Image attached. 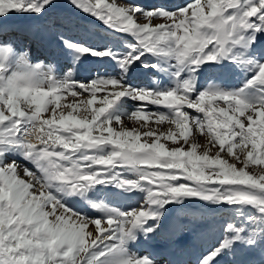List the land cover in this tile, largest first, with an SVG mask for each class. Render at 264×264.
Here are the masks:
<instances>
[{"label": "snow or ice", "instance_id": "snow-or-ice-1", "mask_svg": "<svg viewBox=\"0 0 264 264\" xmlns=\"http://www.w3.org/2000/svg\"><path fill=\"white\" fill-rule=\"evenodd\" d=\"M67 5L43 23L57 0H0V264H156L132 248L182 232L190 206L225 214L197 264H264V0ZM85 60L96 75L78 80ZM229 73L242 74L238 87L215 82ZM122 117L148 130H117ZM150 122L175 127L157 134ZM194 130L208 137L203 153ZM112 189L142 194L138 206H110Z\"/></svg>", "mask_w": 264, "mask_h": 264}, {"label": "rangeland", "instance_id": "rangeland-1", "mask_svg": "<svg viewBox=\"0 0 264 264\" xmlns=\"http://www.w3.org/2000/svg\"><path fill=\"white\" fill-rule=\"evenodd\" d=\"M109 3L113 2V0H108ZM115 2L120 5L123 3V0H115ZM132 3H140L145 6H149L153 3H172L175 2V0H130ZM185 2H190V0H185ZM57 3L62 5L61 8H59L55 13H50L48 20L44 21L43 23H52L53 21L51 18L55 17H64L68 15L69 8L67 5V0H57ZM74 19H76L74 17ZM91 19V18H90ZM138 22H146L143 19H141ZM163 22L160 19H154L152 21L153 24L161 23ZM35 24H40L42 22H33ZM79 26H84L88 29H91L93 33L96 36L104 35L105 33H108L111 38H113V43H118V38L120 37L119 33L111 32V30H107L103 25H101L99 22L95 23H86L84 20L79 21ZM79 26L72 27L68 25H61L62 30L65 32V35L68 37H74V38H80L81 32L79 30ZM35 49V48H33ZM36 50V49H35ZM34 50V51H35ZM36 54L38 51H35ZM38 62V61H33ZM48 61H45L47 63ZM61 62V63H60ZM65 60L61 59L59 61L60 66L65 64ZM67 63V62H66ZM91 63L87 60L83 61V63H80L79 65L82 66V68L86 69L84 70L87 72L86 78H80L77 73H80L79 67L78 71L75 74V78L78 80H85L89 79L96 75L95 72H92L91 70L95 68V65H90ZM90 65V67H88ZM78 66V65H77ZM63 67V66H62ZM66 70V68L64 69ZM157 78L159 79L160 76L158 74ZM242 78V74L240 73H229L225 76H223L221 79H217L216 83L223 82V86L225 87H238L240 84V80ZM133 81L140 84V86H150L152 81L150 77L141 75L139 73L133 74L132 77ZM99 95V94H98ZM71 99L70 97L68 98ZM222 103V102H221ZM129 104V106H128ZM125 105V106H124ZM122 106V110L126 112H131L133 108L135 107V102L129 101L126 102ZM152 111H155L157 106H150ZM163 110V109H161ZM190 114H195L193 110L186 109ZM47 115V114H45ZM202 115V114H201ZM122 125H116L114 123V126L119 130L123 125L124 127H127L128 129L138 128L141 132L147 131V128H140L139 123H137L134 119H128L127 117H122ZM142 123V121L140 122ZM149 126L156 130L157 134L159 132L167 133L169 128H174V125H169L167 123H164L162 125H157L154 122H150ZM145 139H148L149 142L151 140L146 137H141V142H143ZM161 142L166 143L168 147L178 146L174 145L171 140H161ZM190 143H198L201 145V147L198 149L199 153H203L205 151V146L210 145L208 144V137L207 135H201L199 132L193 131V135L189 137ZM180 144H183V141L181 140L179 142ZM185 150H187V145H185ZM218 150V146L215 148H212L210 154H215V152ZM222 156H224L226 159L229 160L230 163H236L237 167H241L242 164L235 161L233 158L228 157L226 153H221ZM243 159V156L241 155V160ZM248 171H259L256 166H250ZM130 175V174H129ZM114 195L108 197L105 199L106 203H109L110 206H138L136 204V200L141 197L142 194L135 193V194H119V190L112 189L111 190ZM103 198V197H101ZM85 203V206L82 205ZM201 204L203 202H200ZM79 210L86 212L88 215L95 217L98 216L99 213H97L94 209H91L86 202H79L75 205ZM214 206H204V207H197V206H190L189 212L191 215L188 216H182L180 217L181 223L187 225V228H185L182 232H177L175 236H172L171 238H164L161 237L157 239L153 244L147 245V244H138L135 247L132 248L133 251L138 252L139 254L143 255L145 254V250H148L151 252L152 256L154 257L156 264H197V257L200 255V253L205 250L206 248L212 246L216 241V227L223 223V220L225 218V214L222 212L214 211ZM176 213H173V219L175 218ZM206 222L208 223L209 227L207 229L198 230L196 231L191 237L188 236L189 232L187 234V231L189 230V226L193 222ZM199 224V223H198ZM196 225H193L191 228H194ZM167 257L170 259V263H168Z\"/></svg>", "mask_w": 264, "mask_h": 264}, {"label": "bare ground", "instance_id": "bare-ground-1", "mask_svg": "<svg viewBox=\"0 0 264 264\" xmlns=\"http://www.w3.org/2000/svg\"><path fill=\"white\" fill-rule=\"evenodd\" d=\"M35 49H36V51H38V53H37V55H40L43 51H44V48H42V47H39V44L38 43H34L33 45H32ZM61 63V62H60ZM66 63V62H65ZM63 65H61V67H62ZM82 71V70H81ZM79 77L80 78H86V75H84L83 74V72H81L80 73V75H79ZM125 106V105H124ZM128 106H129V104H128ZM123 124V123H122ZM124 126V125H123ZM130 129V128H129Z\"/></svg>", "mask_w": 264, "mask_h": 264}, {"label": "trees", "instance_id": "trees-1", "mask_svg": "<svg viewBox=\"0 0 264 264\" xmlns=\"http://www.w3.org/2000/svg\"><path fill=\"white\" fill-rule=\"evenodd\" d=\"M56 19H57L56 16L53 17V18H51L52 21H55ZM198 223H200V222H196V221H195V222L191 223L190 226L192 227L193 225H197ZM190 226H189V230L187 231V234H188V232L190 231L188 236L191 237L196 231H198V230H200V229H196V226H195L194 228H191ZM216 228H217V227H216ZM194 229H195V230H194ZM215 231H216V229H215Z\"/></svg>", "mask_w": 264, "mask_h": 264}]
</instances>
